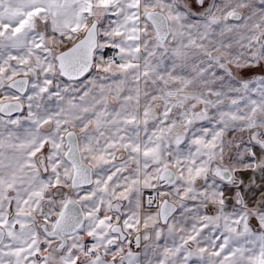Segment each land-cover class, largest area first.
Returning <instances> with one entry per match:
<instances>
[{
	"label": "snow or ice",
	"instance_id": "obj_1",
	"mask_svg": "<svg viewBox=\"0 0 264 264\" xmlns=\"http://www.w3.org/2000/svg\"><path fill=\"white\" fill-rule=\"evenodd\" d=\"M0 264H264V0H0Z\"/></svg>",
	"mask_w": 264,
	"mask_h": 264
}]
</instances>
